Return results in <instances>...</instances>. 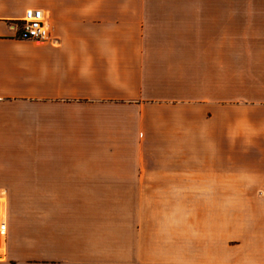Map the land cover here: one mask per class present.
Instances as JSON below:
<instances>
[{
    "label": "crops",
    "instance_id": "crops-1",
    "mask_svg": "<svg viewBox=\"0 0 264 264\" xmlns=\"http://www.w3.org/2000/svg\"><path fill=\"white\" fill-rule=\"evenodd\" d=\"M0 233V264H264V0H0Z\"/></svg>",
    "mask_w": 264,
    "mask_h": 264
},
{
    "label": "built area",
    "instance_id": "built-area-1",
    "mask_svg": "<svg viewBox=\"0 0 264 264\" xmlns=\"http://www.w3.org/2000/svg\"><path fill=\"white\" fill-rule=\"evenodd\" d=\"M21 22L19 28L21 37L39 43L50 40L51 31L43 10L39 8L27 9ZM2 259L0 258V260Z\"/></svg>",
    "mask_w": 264,
    "mask_h": 264
},
{
    "label": "bare ground",
    "instance_id": "bare-ground-1",
    "mask_svg": "<svg viewBox=\"0 0 264 264\" xmlns=\"http://www.w3.org/2000/svg\"><path fill=\"white\" fill-rule=\"evenodd\" d=\"M0 234H1V233H0ZM2 255H3V254H2V253H0V258H2ZM3 257H4V255H3Z\"/></svg>",
    "mask_w": 264,
    "mask_h": 264
},
{
    "label": "rangeland",
    "instance_id": "rangeland-1",
    "mask_svg": "<svg viewBox=\"0 0 264 264\" xmlns=\"http://www.w3.org/2000/svg\"><path fill=\"white\" fill-rule=\"evenodd\" d=\"M193 224H194V220H193Z\"/></svg>",
    "mask_w": 264,
    "mask_h": 264
}]
</instances>
